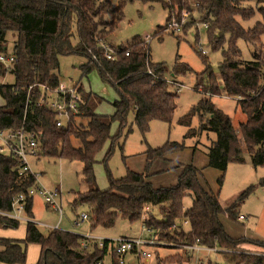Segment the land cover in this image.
<instances>
[{
    "label": "trees",
    "instance_id": "1",
    "mask_svg": "<svg viewBox=\"0 0 264 264\" xmlns=\"http://www.w3.org/2000/svg\"><path fill=\"white\" fill-rule=\"evenodd\" d=\"M142 1L160 3L168 10V21L173 13L193 10L189 7V0ZM193 1L198 4V18L195 20L206 26L208 43L214 50H222L218 72L223 92L226 97L236 99L237 107L246 117V122L240 123L238 129L250 162L254 167L264 166V60L253 54L251 61L243 62L235 47L239 39L255 50L262 45L264 0ZM126 2L0 0V54L6 55V35L12 33L16 36L12 53L14 61L8 67L0 63V76L9 72L15 80L13 85H0V96L4 100V105L0 106V130L23 127L26 134L36 133L39 138L37 158L48 156L82 164V182L88 190L76 195L72 207L88 208L86 221L90 231L111 228L117 219L133 223L156 207L161 219L151 216L144 220L156 242L164 245L179 242L185 247L207 249L219 247L234 264H264L263 256L244 253V246L248 245L264 251L263 242L227 235L219 219L223 213L217 196L201 186V171L196 167L185 166L176 184L168 188H154L148 182L147 172L153 163L166 161L173 153L183 151V142H167L160 148L148 150L145 172L129 170L124 178L110 180L109 188L104 192L96 187L93 171L96 156L108 140L113 143L110 128L115 120L122 124L131 110L135 125L144 133L152 120L169 122L175 110V95L169 88L174 87L176 91V87L164 77V64L152 63L148 43L134 39L127 46L114 47L106 41L122 20ZM253 4L257 7L256 11ZM256 12L261 15L262 22L252 29H244L239 20L248 21ZM193 23L184 26L182 31L186 33L187 29L196 28ZM165 31L166 28L161 30L162 33ZM225 36L229 38L226 50L223 49ZM103 46L113 52L111 59L106 58L108 51ZM66 55L85 58L86 62L80 66L82 77L96 72L102 83L114 88L117 100L112 103L113 116L95 114L99 98L84 91L80 83L72 87L80 97V108L85 111L80 118L86 117V123H77L79 118L71 116L68 122L57 126L56 114L36 106L41 94L40 86L53 89L61 85L57 73L59 57ZM204 64V72L196 75L195 90L205 92L209 100L202 102L198 108L197 112L201 113L198 132L216 133V141L209 149L207 166L224 173L230 162L243 164L245 158L230 118L210 101L212 96H219L220 85L210 65ZM184 67L183 70L174 69L173 75L190 71L189 67ZM204 79L206 87H203ZM29 86H33L30 91ZM195 111L182 117L178 124L190 128ZM203 115L207 116L205 120ZM194 134L189 130L186 137ZM20 168L18 158L0 154V212L10 213L12 198L23 194L24 212L32 218L29 191L34 188L35 180L28 173L19 176ZM186 195L191 198L192 204L183 211L182 199ZM235 205L225 212L232 222L237 219ZM180 219L189 226L188 231L177 225ZM18 224L17 220L0 215V227L15 229ZM48 230V233L42 234L35 224L27 222L23 240L0 239V264H24L26 247L30 244L40 248L36 264H103L106 255L117 263L113 244L109 240L105 241L103 248L92 243L89 248L83 249L80 243L82 236L57 229ZM237 259L240 261L236 262ZM167 260L180 263L182 257L173 256Z\"/></svg>",
    "mask_w": 264,
    "mask_h": 264
},
{
    "label": "rangeland",
    "instance_id": "2",
    "mask_svg": "<svg viewBox=\"0 0 264 264\" xmlns=\"http://www.w3.org/2000/svg\"><path fill=\"white\" fill-rule=\"evenodd\" d=\"M249 5V4H248ZM256 11V6L252 5ZM264 7V5H262ZM191 12L182 11L173 13L178 21L184 19V26L192 22L196 28L192 27L184 33H172L170 30L161 32L166 27L168 21V10L163 8L158 2L127 0L123 8V18L118 23L117 28L107 37V43L114 47L127 46L134 39H149V53L152 63L164 64V77L170 82L181 86L176 93L174 87L169 90L175 95V110L169 122L152 120L146 132L142 133L134 123L133 112L130 110L122 124L115 120L110 128V136L114 138L113 143L107 141L100 153L96 156V163L93 171L96 180V187L104 192L109 188L110 180H119L126 176L127 172H145L147 164V152L150 149L162 147L167 142L184 143L183 151L173 153L166 161H156L147 172L148 182L154 188H168L176 184L182 169L185 166L193 165L201 171L199 182L201 186L210 194H215L222 209L219 216L228 236L234 238H248L264 243V166L254 167L245 150L243 140L239 135V124L246 122V117L237 107L235 98L226 97L218 72V65L222 60V50H214L208 43L207 28L202 22H197V3L189 0ZM194 19V21H193ZM244 29H252L254 25L262 22L259 13L248 21H240ZM158 34V35H157ZM228 37L225 36L226 43L223 49H228ZM15 34L6 35V55L13 53ZM262 45L256 50L247 46L241 39L235 42V47L240 52L243 62L251 61L256 54L264 60V35L261 37ZM200 49L206 52L200 55ZM205 61V62H204ZM86 62L85 58L78 55H66L59 57V69L57 71L59 83L65 87H72L80 83L82 89L91 92L99 98L100 103L94 110L97 115L113 116L114 109L112 103L117 100L114 88L102 83L96 72H91L86 77H82L80 66ZM211 67L212 74L220 85V94L210 98L211 103L224 114H226L239 137V146L242 148L245 162L237 164L230 162L224 173L219 172L209 166V149L216 141V133L212 131L199 133L200 112L198 108L205 100H209L208 95L201 90L196 91V75L205 70V64ZM189 67L190 71L183 74L173 75L174 69L183 70ZM14 77L9 72L3 77L0 76V85H13ZM204 79L203 87H206ZM4 105V100L0 96V106ZM196 110L191 118L190 128L178 124L179 120L192 110ZM207 118L203 115V120ZM76 122L86 123L87 119L79 118ZM189 130L195 132L191 137H186ZM108 155L106 156V154ZM31 170L38 175V183L49 190L58 189L61 192L62 215L59 217L50 208H46L42 197L37 193H32V218H28L25 212L20 213L24 220H20L17 228L5 229L0 227V239L23 240L27 222L44 223L48 225H58L60 231L73 234L90 233L111 240L116 237L151 239L152 233L147 232L144 220L154 217L161 219L158 208H153L150 213H144L142 218L133 223L124 219H117L113 227L108 229H98L90 231L87 221H80L82 214L89 215L86 206L73 209L72 204L76 201V195L88 190L82 182V164L76 161H67L48 156L30 159ZM192 200L186 195L182 199L183 211L191 207ZM235 205L234 212L237 215L235 222L229 221L225 214L226 210ZM150 210V209H149ZM148 210V211H149ZM242 216L243 220H238ZM177 225L186 232L189 229L183 220L180 219ZM42 234L48 233V229L38 227ZM174 242V241H172ZM171 245V246H170ZM164 245L156 242L153 245L144 247V251L150 253L149 260L137 259L134 254H127L124 257V264H234V262L223 253L225 251L219 247L207 249L195 247L192 251H185V246L179 242ZM183 247V248H182ZM247 254L261 255L264 251L252 245L244 246ZM1 250V248H0ZM40 248L38 245L30 244L26 247V261L24 264H36L39 259ZM241 254V252H237ZM173 256L182 257V261H168ZM237 259L236 262H239ZM103 264H117L109 255L103 258Z\"/></svg>",
    "mask_w": 264,
    "mask_h": 264
},
{
    "label": "built area",
    "instance_id": "3",
    "mask_svg": "<svg viewBox=\"0 0 264 264\" xmlns=\"http://www.w3.org/2000/svg\"><path fill=\"white\" fill-rule=\"evenodd\" d=\"M184 25V19L178 21L174 16H171L170 20L167 22L166 30H170L172 33H179ZM150 38L145 40L146 43L149 42ZM103 48L108 51L105 56L107 59H111L113 53L109 48L103 46ZM200 53L205 55L206 52L200 49ZM94 60V57H93ZM14 61V55H3L0 54V63L8 67ZM150 73V72H149ZM168 83L175 85L176 93L180 91L179 85L174 82L168 81ZM35 86V85H33ZM33 86H29L28 90L30 91ZM41 94L36 101V106L40 108H45L56 114L58 121L56 122L57 126H61L64 122H68L71 116L75 118H80L84 116L85 111L80 108L81 100L78 96L74 87H65L63 85H59L57 88H49L48 86H40ZM28 102V100H27ZM39 152V138L36 133H25L23 127L18 130H0V154L6 156H13L18 158L21 168L19 172V176L24 174H30L34 177L35 186L32 190L29 191V195L32 193H37L42 197L43 203L47 208H50L54 213H56L59 217L62 215V206L59 201L61 192L58 189L49 190L45 187L41 186L38 183V175L37 173L32 172L30 159L36 158L37 153ZM24 201L25 196L23 194H18L14 196L11 200V212L3 213L0 212V215L7 216L13 220H24L20 213L24 212ZM242 216L238 217V220H243ZM87 215L82 214L80 216V221H86ZM31 222V221H28ZM33 223V222H32ZM37 227H44L47 229H57L58 225L54 227H49L44 224L33 223ZM147 232L151 234L150 230L147 229ZM82 236L81 247L83 249L89 248V246L93 244H97L98 248H103L105 239L100 236H95L90 233L80 235ZM113 244V252L116 255L117 263L124 264V257L131 253L134 254L137 259H145L149 260L151 258L150 253L145 252L143 249L145 246L153 245L156 243L155 240L151 239H141V238H125L118 237L109 240ZM198 248V246H188L184 247L187 252ZM96 264H101V262H97Z\"/></svg>",
    "mask_w": 264,
    "mask_h": 264
},
{
    "label": "crops",
    "instance_id": "4",
    "mask_svg": "<svg viewBox=\"0 0 264 264\" xmlns=\"http://www.w3.org/2000/svg\"><path fill=\"white\" fill-rule=\"evenodd\" d=\"M59 201H61V195H60V199H59ZM46 207V206H45ZM47 208V207H46ZM39 224H44V223H39ZM44 225H46V226H49V227H54V226H56V225H54V226H52V225H48V224H44ZM47 229V228H46ZM88 234V233H87ZM80 235H82V234H80ZM116 238H118V237H116ZM192 251V250H191Z\"/></svg>",
    "mask_w": 264,
    "mask_h": 264
}]
</instances>
